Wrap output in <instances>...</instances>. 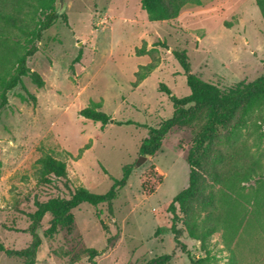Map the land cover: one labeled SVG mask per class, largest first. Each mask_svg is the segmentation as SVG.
Returning <instances> with one entry per match:
<instances>
[{
    "label": "rangeland",
    "instance_id": "obj_1",
    "mask_svg": "<svg viewBox=\"0 0 264 264\" xmlns=\"http://www.w3.org/2000/svg\"><path fill=\"white\" fill-rule=\"evenodd\" d=\"M65 4L68 24L58 19L27 63L44 86L24 78L23 88L9 93L8 105L0 112V244L14 251L29 247L36 202L68 198L79 188L103 195L130 167L126 186L110 207L80 205L72 211L73 227L51 238L44 236L51 218L42 221L36 230L41 244L35 264H147L164 255H172L166 264H190L170 233L154 234L170 228L168 206L188 185L187 158L197 129H172L155 156L142 155L139 149L149 129H157L173 114L161 86L177 98L190 93L174 52H185L190 73L220 90L264 74V20L256 0H202L165 22H150L141 0ZM153 58L156 68L141 69ZM139 71L145 79L136 83ZM92 103L100 104L113 122L102 125L81 117L79 112ZM263 132L264 120L254 116L235 135L236 150L244 149L246 158L259 160L262 169L248 176L245 168H238L236 229L230 234L220 229L209 239L212 264H264ZM228 138V132L220 131L211 148L227 150ZM45 153L67 166L66 179L51 186L37 182V160ZM230 166L228 162L219 170L229 171ZM143 182L154 188L153 194L143 192ZM210 187L205 174L201 192L206 195ZM193 207L198 208V202ZM177 215L182 217L178 209ZM178 228L189 255L204 257L184 222ZM89 250L97 252L92 259ZM0 264L23 260L0 252Z\"/></svg>",
    "mask_w": 264,
    "mask_h": 264
},
{
    "label": "trees",
    "instance_id": "obj_2",
    "mask_svg": "<svg viewBox=\"0 0 264 264\" xmlns=\"http://www.w3.org/2000/svg\"><path fill=\"white\" fill-rule=\"evenodd\" d=\"M57 0H0V112L8 105V95L18 87L23 88V79L30 77L38 87L44 86V81L36 72L28 68V61L38 52V43L43 34L48 31L58 19L68 24L65 14L57 15ZM202 0H141V9L146 13L150 22H165L176 19L187 5H200ZM256 4L264 20V0H256ZM181 65L190 90L188 96L177 98L161 86V90L169 96L173 105L170 119L162 122L157 129H149L148 137L140 146V154L155 156L161 149L162 141L172 129L180 126H194L197 129L194 144L189 150L188 185L177 194L168 206L171 215L170 228H159L154 236L170 233L177 249L186 254L190 264H212L214 258L209 250V239L217 232L230 234L236 229L233 222L235 215V178L238 168H245L247 175L256 174L261 168L259 160L247 159L245 154L236 150L235 135L239 130L247 128L254 116L264 120V74L250 83H239L227 90H220L211 83H204L190 73L189 63L185 52H174ZM79 61V58L76 62ZM156 68L155 59L141 69ZM136 83L145 79L136 73ZM28 94V93H27ZM33 101L35 98L29 96ZM23 99V98H22ZM101 105L92 103L82 109L79 115L84 119L106 125L110 117L100 111ZM129 124V123H127ZM118 122V125H127ZM220 131L229 133L226 149L213 150L211 147L218 139ZM264 136V132L262 134ZM261 138V136H260ZM228 162L229 171L219 170ZM37 182L39 185L51 186L55 180L66 179V163L50 153H45L37 160ZM211 167L207 172L206 167ZM1 167V163H0ZM130 167L124 169L120 180H113L110 190L97 195L84 188H79L68 194V198L55 197L45 202H36V210L32 214L30 233L32 242L28 248L14 251L6 250L0 244V252L7 257L23 260V264H35L36 254L41 244L36 230L42 221L49 216V228L45 237L51 238L60 229L67 231L73 227L72 211L82 204L92 207L99 205L111 206L117 198L118 191L126 186ZM156 169L153 168V171ZM211 179V187L206 195L201 192L204 175ZM162 178H159L161 181ZM160 184V183H159ZM218 187V188H217ZM225 189V193L223 192ZM142 190L145 194L154 193V188H147L144 182ZM221 191V195H220ZM198 202V208L193 203ZM177 209L181 218L177 215ZM184 222L187 235L198 241L204 257L195 258L189 255L186 246L180 241L179 222ZM90 259L97 255L95 250H89ZM172 255H164L153 259L147 264H166Z\"/></svg>",
    "mask_w": 264,
    "mask_h": 264
},
{
    "label": "water",
    "instance_id": "obj_3",
    "mask_svg": "<svg viewBox=\"0 0 264 264\" xmlns=\"http://www.w3.org/2000/svg\"><path fill=\"white\" fill-rule=\"evenodd\" d=\"M57 4H58L57 15L61 16V15H63L65 8H66L65 0H57ZM110 122L112 123L113 120H110ZM142 159L143 158H140V162Z\"/></svg>",
    "mask_w": 264,
    "mask_h": 264
}]
</instances>
